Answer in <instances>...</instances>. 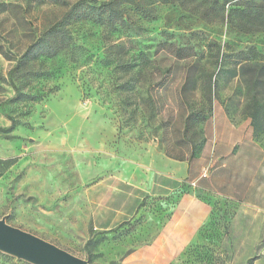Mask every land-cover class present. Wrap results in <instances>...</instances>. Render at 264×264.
Instances as JSON below:
<instances>
[{
    "label": "rangeland",
    "instance_id": "374dc122",
    "mask_svg": "<svg viewBox=\"0 0 264 264\" xmlns=\"http://www.w3.org/2000/svg\"><path fill=\"white\" fill-rule=\"evenodd\" d=\"M61 1L0 0V158L16 160L0 175V218L92 264H126L195 186L198 164L216 166L217 136L235 151L264 146L254 73L242 74L264 66V26L233 11L246 0H115L124 15L114 26L89 15L107 0H86L68 26L71 51L15 70L80 0ZM206 198L209 221L172 264L224 262L234 206ZM0 264L31 263L0 252Z\"/></svg>",
    "mask_w": 264,
    "mask_h": 264
},
{
    "label": "crops",
    "instance_id": "0c3cea01",
    "mask_svg": "<svg viewBox=\"0 0 264 264\" xmlns=\"http://www.w3.org/2000/svg\"><path fill=\"white\" fill-rule=\"evenodd\" d=\"M214 144L216 166L202 173L198 164L195 186L181 194L166 224L126 264H172L182 256L214 211L207 194L234 206L220 244L222 264H264V146L251 140L235 151L237 144L218 136ZM178 167L175 173L182 176L190 170L188 163Z\"/></svg>",
    "mask_w": 264,
    "mask_h": 264
},
{
    "label": "trees",
    "instance_id": "16d2710c",
    "mask_svg": "<svg viewBox=\"0 0 264 264\" xmlns=\"http://www.w3.org/2000/svg\"><path fill=\"white\" fill-rule=\"evenodd\" d=\"M61 2L67 4L65 0ZM84 3H86V0H80L72 4L61 19L53 23L35 42L29 45L26 51L17 60L16 66L14 67L15 70L19 69L23 64L39 59L40 57L54 58L63 51H71L74 37L68 26L71 18L75 15L76 9ZM236 5L238 7L233 9V11L239 14V18L243 23L251 22L252 24L264 26V0H246L238 2ZM242 5H244V7ZM221 11L224 17L226 12L225 3L221 4ZM89 15L97 18L100 23L114 26L115 19L123 20L124 14L115 0H107L98 5H93V9ZM0 50L5 54L3 45H0ZM250 69L254 74H252V77L247 78L246 82L247 89L251 94V114L255 122L259 118L261 112V114L264 115V102L261 100V96L264 93V66L259 69L256 66L243 64L242 74L249 72ZM256 74H258V77L255 78ZM260 77H263V82L261 84ZM15 161V159L0 158V175L10 168Z\"/></svg>",
    "mask_w": 264,
    "mask_h": 264
},
{
    "label": "water",
    "instance_id": "95a60500",
    "mask_svg": "<svg viewBox=\"0 0 264 264\" xmlns=\"http://www.w3.org/2000/svg\"><path fill=\"white\" fill-rule=\"evenodd\" d=\"M0 252L31 264H92L64 248L0 218Z\"/></svg>",
    "mask_w": 264,
    "mask_h": 264
}]
</instances>
